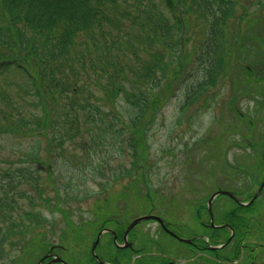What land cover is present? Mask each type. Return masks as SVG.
I'll list each match as a JSON object with an SVG mask.
<instances>
[{
	"label": "trees",
	"instance_id": "1",
	"mask_svg": "<svg viewBox=\"0 0 264 264\" xmlns=\"http://www.w3.org/2000/svg\"><path fill=\"white\" fill-rule=\"evenodd\" d=\"M178 1L175 6L173 0H0V134L42 138L47 146L44 161L48 163L54 144L62 147L65 141L73 143L85 133L86 150L93 149L94 156L97 147L103 150L97 159L101 161L97 177L115 154L118 161L121 159L125 147L131 153V167L118 176L130 178L129 186H142L144 191L125 190L118 198L126 196L130 203L145 201L146 206L158 200L159 193L153 190L155 185H150V167L140 147L162 104L160 90L177 82L176 66H170L177 63L184 44L182 25L187 22L186 15L193 8L199 9L206 32L195 57L202 77L186 86L185 108L225 76L229 53L226 33L237 6V0H190V6L184 5L179 11L178 6L183 5H178ZM236 65L245 71L238 70L239 73L255 78L247 73L254 65L245 66L240 58ZM127 102L134 108V115L119 122L114 108ZM24 107L34 111L22 113ZM56 124L60 125L57 132ZM37 152L28 151L18 158L20 165L9 163L0 169V256L6 239L13 238L15 248L24 243V250L31 233L44 223L45 219L36 213L40 211L36 203L45 207L52 202L53 220L55 211L69 217L62 205L73 201L77 188L86 183V178H80V184L70 174L53 189L54 199L43 197L40 168L26 165L43 162ZM115 169L122 170V164ZM90 179L100 188L99 192L109 186L94 177ZM23 185L25 190L21 189ZM95 192L89 188L82 191L83 197ZM21 201L27 202L29 209H24ZM196 201L194 214L198 219L205 209L201 199ZM237 208L221 216L243 232L257 219L251 217V207ZM115 210L102 213L105 216L101 214L99 223H91L90 227L98 233L114 225L120 208ZM207 235L210 244L218 243L211 234ZM113 255L111 251L110 258Z\"/></svg>",
	"mask_w": 264,
	"mask_h": 264
},
{
	"label": "rangeland",
	"instance_id": "2",
	"mask_svg": "<svg viewBox=\"0 0 264 264\" xmlns=\"http://www.w3.org/2000/svg\"><path fill=\"white\" fill-rule=\"evenodd\" d=\"M173 3L176 6L177 0H173ZM190 3V0H179L178 5L182 4L183 7L178 6V10L182 11L184 5L189 7ZM187 16L186 24L182 22V26H185L182 36L184 44L178 53L177 63L170 66H176L174 71L177 74V82L168 89L160 90L162 98L159 99V104H162L155 112L153 126L140 147L150 167V185L161 189L167 187L184 199L179 219L184 225L181 235L185 237L198 231L207 234L211 232L210 229L200 227L195 220L194 209L198 202L196 199H201L205 204L209 195L222 190L232 192L238 199L245 201L248 196L252 197L256 193L260 182L264 180V0H237L226 33L229 53L225 59V76L218 80L214 87L201 92L193 100L192 106L185 108L186 86L202 77V70L196 64L195 57L202 48L201 42L206 32L204 17L199 9L193 8ZM239 58L245 66L249 63L254 65V69L247 72L255 76L254 79L244 74V70H239L236 65ZM238 70L244 73H239ZM168 78H171V75ZM175 84L177 86H174ZM33 111L32 107H24L22 113L29 114ZM114 112L118 121L123 122L134 115V108L127 102L125 105L118 104ZM85 126L90 130V124ZM59 127L60 125L56 124L55 132ZM87 136L81 133L73 143L65 141L62 147L54 144L50 149L51 161L46 163L44 160L47 146L42 138L15 133L0 134V169L7 168L9 163L20 165L21 163L16 162L18 158L28 151H38L37 154L43 162H26V165L40 168L39 184L43 197L54 199L53 189L70 174L74 176V181L80 184L82 182L79 179L86 178V183L80 185L73 194L76 196L74 200L65 201L62 205L68 210L66 215L69 214V217H63L55 211L53 220L50 211H54V204L49 202L44 210L42 208L45 207L41 203H36L39 204L40 210L36 213L45 219L44 223L38 225L31 233V239H28L30 242H27L24 250V243L15 248V240L6 239L2 244L0 264H36L48 249V245L52 244L64 247L56 253L68 264H96L97 259L93 258L98 254L103 255V260L110 257L112 249L106 248L107 236H102L96 253H90L91 243L97 234V229L91 228L90 224L99 223L97 219H100L102 213L116 211L119 206H123L126 200L124 198L127 197L118 198L122 195L120 192L144 191V187L133 188L129 186L130 178L118 176L127 173L131 167V153L125 147L121 159L118 161L119 156L115 154L114 160L111 159L106 168L102 167L101 175L97 177L98 163L101 164L97 159L103 150L97 147L95 156L93 149L86 150L83 142ZM119 163L122 164V170L115 169ZM245 169L255 173V181H252ZM90 177L109 186L99 192L100 188L95 182H91ZM86 188L95 190V194L83 197L82 191ZM21 189L25 190V185ZM129 194L134 196V193ZM145 203L132 200L125 220L146 213L148 206ZM20 205L29 209L27 202L21 201ZM211 206L213 213L215 211L216 221L225 220L220 212L237 208L225 195L217 196ZM173 207L174 205L163 202L159 205L158 212L164 215L165 211ZM249 213L253 214L251 217L261 221L258 227L250 225L253 228L250 237L257 239L264 229V188L249 208ZM201 216L204 221H208L206 211H203ZM228 216L230 218L231 215ZM30 223L35 224L34 221ZM148 225L155 227L154 224ZM160 240L169 253L187 252L188 248L183 243L164 234L160 235ZM204 257L201 255V259Z\"/></svg>",
	"mask_w": 264,
	"mask_h": 264
},
{
	"label": "flooded vegetation",
	"instance_id": "3",
	"mask_svg": "<svg viewBox=\"0 0 264 264\" xmlns=\"http://www.w3.org/2000/svg\"><path fill=\"white\" fill-rule=\"evenodd\" d=\"M177 211L176 213H174ZM181 213L180 203H176L171 210L165 211L163 215V224L165 228L180 236L183 231L184 225L180 222L179 215ZM155 227L145 225L143 228H131L126 234V228L128 223L122 220L116 221L115 242L112 241L114 246V255L112 257V264H243L246 253L251 254L256 250L263 249V241L249 242L250 237L247 232H239L233 228L229 223L228 226L219 228L221 231L211 234V239L219 241L220 237L226 236L224 241L231 234L233 230V236L229 244L226 246L227 251L222 253L220 250H205L200 240L202 236L200 234L190 235L192 243L188 249L190 252L185 254L176 252L169 253L164 249L161 240H158L160 234H164L167 237L177 241L176 238L169 235L164 231L163 227L157 223ZM154 230L155 233L152 231ZM261 236V235H260ZM113 237V236H112ZM114 240V238H113ZM256 240V239H255ZM210 241V239H209ZM178 242V241H177ZM207 248V247H206ZM222 251V250H221ZM54 250L48 249L42 254L45 259L41 264H46L51 260L54 255ZM261 252L253 255L252 262L259 259ZM262 254H264L262 252ZM201 255L205 257L201 259ZM100 256V254H99ZM103 257V255H101ZM100 256V257H101ZM155 257V258H154Z\"/></svg>",
	"mask_w": 264,
	"mask_h": 264
},
{
	"label": "water",
	"instance_id": "4",
	"mask_svg": "<svg viewBox=\"0 0 264 264\" xmlns=\"http://www.w3.org/2000/svg\"><path fill=\"white\" fill-rule=\"evenodd\" d=\"M263 158H264V150H263ZM263 185H264V182H262V184H261L260 188L258 189L257 193H256V194H255V195H254V196L248 201L247 204H251V203L253 202V200H254L255 198H257V196L260 194V190H261V188L263 187ZM217 194H225V195H228V196L234 198V196H233L231 193H229V192H226V191H218V192H216L215 194H213V195L210 197V199H209V201H208V207H209V208H210V203H211L212 199H213L214 196L217 195ZM147 218H154V219H156V220H159L157 217H153V216H143V217H140V218H137V219L133 220L132 223L129 225L128 229L131 228L133 225L137 224L138 222H140L141 220H144V219H147ZM229 239H230V238H229ZM229 239H228V241H229ZM183 241H184V242H190L189 240H183ZM228 241H227V242H228ZM95 244H96V243L93 244L92 251H93V249H94ZM55 261H59V259H58V258H57V259H54V260H52L51 262H55Z\"/></svg>",
	"mask_w": 264,
	"mask_h": 264
}]
</instances>
